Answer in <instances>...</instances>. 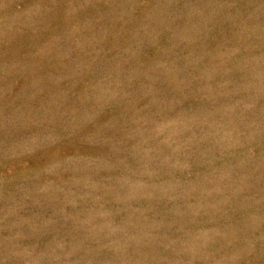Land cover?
Masks as SVG:
<instances>
[{
    "label": "rangeland",
    "instance_id": "374dc122",
    "mask_svg": "<svg viewBox=\"0 0 264 264\" xmlns=\"http://www.w3.org/2000/svg\"><path fill=\"white\" fill-rule=\"evenodd\" d=\"M0 264H264V0H0Z\"/></svg>",
    "mask_w": 264,
    "mask_h": 264
}]
</instances>
